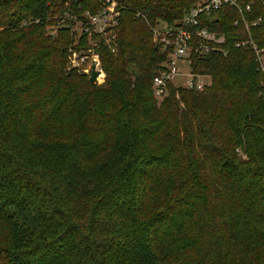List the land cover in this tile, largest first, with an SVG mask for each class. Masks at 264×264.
<instances>
[{
  "label": "trees",
  "instance_id": "16d2710c",
  "mask_svg": "<svg viewBox=\"0 0 264 264\" xmlns=\"http://www.w3.org/2000/svg\"><path fill=\"white\" fill-rule=\"evenodd\" d=\"M115 1L90 83L72 17L103 0H0V264H264V64L235 10L204 18L226 50L192 59L210 86L159 100L153 29L200 0Z\"/></svg>",
  "mask_w": 264,
  "mask_h": 264
},
{
  "label": "built area",
  "instance_id": "2783aa9c",
  "mask_svg": "<svg viewBox=\"0 0 264 264\" xmlns=\"http://www.w3.org/2000/svg\"><path fill=\"white\" fill-rule=\"evenodd\" d=\"M252 4V1L245 0H200L176 24L153 29V41L165 55L162 69L152 79L155 97L159 100L164 98L169 85L194 91H204L210 86V75L192 71L191 64L194 57H202L212 51L226 53V50L218 45L216 32L210 31L204 24V18L210 17L215 10L226 8L235 10L237 18L233 21V25H242L247 38L236 41L233 46L254 49L258 60L264 64V46L257 48L250 33L252 27L261 24V17L258 16L253 20H248L246 17V12L251 11ZM119 14L120 9L115 0H103V7L100 10L84 11L82 18L79 19L72 17L80 28L79 33L86 34L90 40L86 50L80 53L71 52L70 64L72 67L82 66L83 71L88 75L93 63L94 69L99 72L96 77L97 82L102 81L105 74L98 53L95 52L98 42L96 38H92V35L104 39L106 45L113 51ZM176 77L184 78L181 83L175 84L172 80Z\"/></svg>",
  "mask_w": 264,
  "mask_h": 264
},
{
  "label": "water",
  "instance_id": "95a60500",
  "mask_svg": "<svg viewBox=\"0 0 264 264\" xmlns=\"http://www.w3.org/2000/svg\"><path fill=\"white\" fill-rule=\"evenodd\" d=\"M94 67H95V65L92 63L90 66V71L88 73V81L90 83H95L96 77L99 74V72L97 70H95Z\"/></svg>",
  "mask_w": 264,
  "mask_h": 264
},
{
  "label": "rangeland",
  "instance_id": "374dc122",
  "mask_svg": "<svg viewBox=\"0 0 264 264\" xmlns=\"http://www.w3.org/2000/svg\"><path fill=\"white\" fill-rule=\"evenodd\" d=\"M74 27H76V33H77V36L80 34L79 32H80V28H79V26H78V24L76 25V24H74ZM50 30H51V28H49ZM54 29V28H53ZM54 31V30H53ZM88 76V75H87ZM183 78L184 77H176V78H174L172 81L175 83V84H179V83H181L182 82V80H183ZM101 82V81H100ZM95 83H99V82H97V81H95Z\"/></svg>",
  "mask_w": 264,
  "mask_h": 264
}]
</instances>
